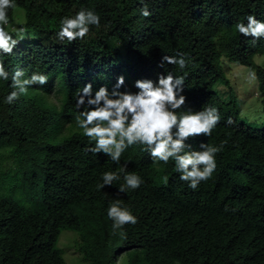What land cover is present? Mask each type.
Listing matches in <instances>:
<instances>
[{
  "label": "trees",
  "instance_id": "obj_1",
  "mask_svg": "<svg viewBox=\"0 0 264 264\" xmlns=\"http://www.w3.org/2000/svg\"><path fill=\"white\" fill-rule=\"evenodd\" d=\"M24 9L26 35L11 55H0L13 73L44 74V85L5 103L13 91L11 78L0 79V149L11 147L12 165L29 198L25 207L0 193V264H68L58 246L63 230L77 233L76 249L86 264H264V117H241L234 90L225 101L215 86L229 85L222 60L255 71L264 111V38L253 43L235 31L254 15L264 21V0H14ZM147 7L151 15L144 17ZM94 10L100 27L84 39L60 41L61 18ZM185 54L181 70L164 63V55ZM183 76L186 104L179 111L214 106L221 120L212 135L186 141L189 150L201 142L223 149L215 156L212 178L196 190L180 180L174 161L154 166L140 146L129 147L120 162L87 149L88 138L75 125L79 88L91 83L93 97L101 86L111 92L139 91L136 80L156 82L161 74ZM85 97V102H87ZM231 117L233 124L226 123ZM143 183L120 193L124 172ZM120 180L102 184V174ZM13 174L12 172L10 175ZM121 201L138 222L113 234L107 216L111 202Z\"/></svg>",
  "mask_w": 264,
  "mask_h": 264
},
{
  "label": "clouds",
  "instance_id": "obj_2",
  "mask_svg": "<svg viewBox=\"0 0 264 264\" xmlns=\"http://www.w3.org/2000/svg\"><path fill=\"white\" fill-rule=\"evenodd\" d=\"M15 6L14 0H0V55H11L18 43L6 30L10 23L9 9ZM141 15L149 17L151 13L147 7H143ZM100 19L94 10L83 8L72 17L61 18L57 38L60 41L67 40L68 43L82 40L92 27H100ZM12 27L11 30H16V27ZM24 28L25 26H21L16 30L20 39L25 37ZM234 28L242 36L251 37L253 43L264 38V21L258 20L254 15H248L247 23L238 22ZM165 62L183 70L190 60L185 54L178 53L176 56L164 55L160 66L163 67ZM9 78L14 90L6 96L7 104H12L21 95L27 94L29 86L44 85L48 81V77L40 73H33L25 78V72L21 69L9 73L0 61V79L8 81ZM184 79L183 76H174L168 72L167 75H159L156 82L149 79L136 80L134 86L139 91L133 93L118 90L125 83L124 77L119 76L111 92L106 86H101L94 97L91 83L79 88L75 104L77 109L83 107V110L74 117V121L76 127L82 130L83 136L88 138L89 144L93 145L87 150L94 154L104 153L113 162L119 163L122 154L129 147L140 146L142 151L150 155L154 166L174 161L180 180L186 182L189 188L196 190L201 182H207L217 167L215 156L223 149L224 144L213 146L201 142V150L186 151L191 147L186 141L201 135L210 137L221 117L214 106L200 111H179L186 104V97L182 94ZM248 79L255 80L256 74L250 72ZM85 97L88 98L87 102ZM226 123L233 124L232 118L229 117ZM121 171L125 174L124 183L118 187L120 193L138 189L143 183L137 174L126 172V165ZM120 178L115 172H105L102 174L103 183L98 187L112 186ZM107 216L113 222V234L119 231L121 236H125L121 231L125 225H135L138 222L136 216L121 206L120 200L110 203Z\"/></svg>",
  "mask_w": 264,
  "mask_h": 264
},
{
  "label": "rangeland",
  "instance_id": "obj_3",
  "mask_svg": "<svg viewBox=\"0 0 264 264\" xmlns=\"http://www.w3.org/2000/svg\"><path fill=\"white\" fill-rule=\"evenodd\" d=\"M24 22V9L18 7L13 23H11V26L9 23L7 27L11 29L14 26L17 30L21 26L24 27ZM255 59L259 65L264 66V55H257ZM222 67L229 80V85L220 82L215 86L216 91L223 100L228 101L229 92L233 89L240 106L241 117L249 122H258L260 117H264L263 101L258 91L257 77L252 81L248 79V74L250 72L255 73V71H251L243 64L224 59L222 60ZM12 157L11 147L0 149V193L11 196L25 207H31L35 204V201L29 198L26 192L27 188L22 184V180L14 177V173L18 171L12 165ZM11 172L13 174L10 175ZM76 239L77 233L75 231L63 230L58 246L62 248L68 264H86L76 249Z\"/></svg>",
  "mask_w": 264,
  "mask_h": 264
}]
</instances>
